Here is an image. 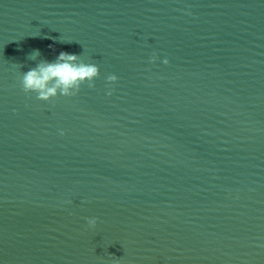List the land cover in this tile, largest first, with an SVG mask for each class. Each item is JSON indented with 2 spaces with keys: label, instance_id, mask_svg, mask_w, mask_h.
Returning <instances> with one entry per match:
<instances>
[{
  "label": "water",
  "instance_id": "1",
  "mask_svg": "<svg viewBox=\"0 0 264 264\" xmlns=\"http://www.w3.org/2000/svg\"><path fill=\"white\" fill-rule=\"evenodd\" d=\"M33 48L94 86L23 91ZM114 259L264 264V0H0V264Z\"/></svg>",
  "mask_w": 264,
  "mask_h": 264
},
{
  "label": "clouds",
  "instance_id": "2",
  "mask_svg": "<svg viewBox=\"0 0 264 264\" xmlns=\"http://www.w3.org/2000/svg\"><path fill=\"white\" fill-rule=\"evenodd\" d=\"M57 40L58 37H52ZM49 48L53 45L49 44ZM29 59L36 62L21 72L19 76L20 86L25 92H34L36 98L48 100L57 95L71 96L80 88L81 84L86 82L88 87L94 86V77L98 75V65L94 62H86L81 58L80 53L60 49L55 53L54 58L46 59L40 56V50L33 48L26 54ZM37 57H40L37 59ZM156 54L153 53L148 57L149 61H154ZM162 63H168L166 56L160 57ZM117 75L109 72L104 79L108 82L117 80ZM112 92L111 87H106L105 95ZM58 134L63 135L62 128L57 129ZM89 226H93L97 217L87 216L84 218ZM113 264H119L114 259Z\"/></svg>",
  "mask_w": 264,
  "mask_h": 264
}]
</instances>
